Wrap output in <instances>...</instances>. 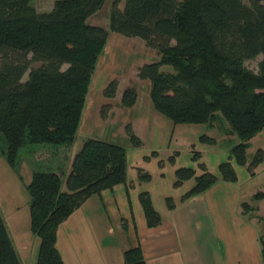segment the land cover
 Returning <instances> with one entry per match:
<instances>
[{
    "label": "trees",
    "instance_id": "trees-1",
    "mask_svg": "<svg viewBox=\"0 0 264 264\" xmlns=\"http://www.w3.org/2000/svg\"><path fill=\"white\" fill-rule=\"evenodd\" d=\"M104 2L58 0L51 11L40 13L31 0H0V150L8 164L15 167L27 146L57 152L74 144L93 75L109 34L115 33L138 38L158 53L159 60L143 65L138 74L150 82L156 112L175 125L224 129L227 124L223 132L238 142L218 172L221 181L236 182L230 160L245 166L250 141L264 130V0H112L107 28L89 25ZM259 55L255 74L245 63ZM163 66L172 72L160 71ZM117 86V81L110 82L104 98H114ZM135 99L134 89H126L120 102L132 107ZM125 132L133 147L142 145L130 125ZM263 161L264 151L257 150L248 171ZM61 170L45 165L26 186L30 231L40 241L35 264H64L56 249L58 227L91 196L124 185L129 197L126 151L121 146L86 139L69 174ZM176 175L179 186L194 172L181 168ZM138 177L149 178L141 173ZM218 180L205 169L185 200ZM138 198L146 226H158L160 217L148 193ZM252 198L263 200L264 193ZM242 207L246 214L248 205ZM260 220L264 224V217ZM259 244L264 264V229ZM123 261L146 264L141 246L126 250ZM0 264H22L1 210Z\"/></svg>",
    "mask_w": 264,
    "mask_h": 264
},
{
    "label": "rangeland",
    "instance_id": "rangeland-1",
    "mask_svg": "<svg viewBox=\"0 0 264 264\" xmlns=\"http://www.w3.org/2000/svg\"><path fill=\"white\" fill-rule=\"evenodd\" d=\"M55 1L58 0H31V4L37 12L43 13L51 11ZM111 4L112 0H105L102 8L91 16L87 23L106 29ZM119 7L122 8L123 3ZM158 60V53L146 47L142 40L110 33L91 81L86 107L74 144L57 152L46 147H24L19 152L15 167L8 164L0 150V210L11 238H15L13 215L23 218L29 208L26 186L32 174L43 170L45 165H50L54 169L60 167L61 171H64V176H67L74 155L89 138L112 143L125 149L128 196L137 224L141 221L138 218L140 193H148L161 222V218L167 216V212L184 202L185 195L195 186L196 177L202 175L206 169V172L219 179L208 191L197 195L201 196L199 198L202 201L204 200L202 209L206 211V214L200 215L199 219L209 221L216 247L214 249L222 250L224 241L231 242L232 245L241 244L246 239L243 236L248 237L252 230L247 243L254 242L253 237L255 235L257 238V231L261 236L264 229V224L260 220L264 217V199L253 200L252 196L264 193V161L252 173L248 171L247 165L257 150L264 151V130L250 141L246 152L248 163L245 166L236 165L230 160L234 165L236 182L221 181L218 165L229 161L230 150L238 142L237 138L234 135H225L223 131L228 128L225 123L224 129L208 128L203 124L175 125L156 112L150 100V82L140 80L138 74L143 65ZM261 60L262 56L259 55L256 59L247 61L245 67L257 74ZM160 71L171 73L172 68L163 66ZM112 81L118 83L116 94L114 98L106 99L103 91ZM126 89H134L136 92L132 107L123 106L120 102L122 93ZM127 125H130L134 134L140 139L142 143L140 147H133L130 143L125 132ZM202 136L211 140V143L201 142ZM181 168L191 169L194 176L176 186V171ZM139 173L147 174L149 178L139 179ZM121 188L124 189V185ZM124 191L121 192L122 196L116 193V197L120 195L127 202ZM168 203L173 208L168 207ZM244 203L248 205L250 211L257 210V212H250L245 217L240 216L238 212L242 210ZM141 211L143 213L142 208ZM249 216L259 219V223H254V218ZM221 220L227 222L225 231L229 230L231 234L225 237V240L222 234H219ZM201 230L202 227L198 233H201ZM205 232L203 231L199 239L204 240L207 237L208 232ZM32 236L28 255L23 258V264L36 263L38 249L34 242L39 248L40 241L36 236ZM242 258H246L244 254ZM241 261L243 263L244 260Z\"/></svg>",
    "mask_w": 264,
    "mask_h": 264
},
{
    "label": "crops",
    "instance_id": "crops-1",
    "mask_svg": "<svg viewBox=\"0 0 264 264\" xmlns=\"http://www.w3.org/2000/svg\"><path fill=\"white\" fill-rule=\"evenodd\" d=\"M124 190L118 186L91 196L60 224L56 249L64 264H123V253L137 244L142 247L146 264H262L258 231L257 238L255 235L253 237L254 242L247 243L252 230L248 237L243 236L245 242L232 245L224 241L222 250L214 249L212 227L209 221L199 219L200 215L206 214L205 209H202L204 200L199 198L201 196L180 203L161 218L158 226L148 228L141 205L138 214L141 221L136 223L129 197L127 202L121 197ZM116 193L121 196L116 197ZM250 212L257 210H249L246 214L240 210L238 213L245 217ZM254 223L258 224L259 219L254 218ZM13 224L15 238L12 237V240L23 264L33 238L29 208L23 218L13 215ZM226 226L227 222L221 220L219 234H222L223 240L231 236L229 230L225 231ZM201 227V233H198ZM203 231L208 232V235L201 240L199 237ZM34 244L38 249L36 242ZM243 254L245 259L242 258ZM241 260H244L243 263Z\"/></svg>",
    "mask_w": 264,
    "mask_h": 264
}]
</instances>
